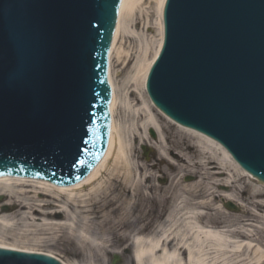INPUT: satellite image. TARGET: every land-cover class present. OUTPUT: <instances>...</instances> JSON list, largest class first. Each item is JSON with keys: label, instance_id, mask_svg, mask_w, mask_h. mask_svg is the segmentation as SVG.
<instances>
[{"label": "water", "instance_id": "95a60500", "mask_svg": "<svg viewBox=\"0 0 264 264\" xmlns=\"http://www.w3.org/2000/svg\"><path fill=\"white\" fill-rule=\"evenodd\" d=\"M120 2L0 0V175L79 190L108 163V53ZM164 12L150 98L264 182V0H167ZM0 264L59 263L0 251Z\"/></svg>", "mask_w": 264, "mask_h": 264}, {"label": "bare ground", "instance_id": "6f19581e", "mask_svg": "<svg viewBox=\"0 0 264 264\" xmlns=\"http://www.w3.org/2000/svg\"><path fill=\"white\" fill-rule=\"evenodd\" d=\"M149 1L156 5L157 39L150 42L146 34L139 36L137 62L132 66V75L125 79L121 88L115 81L118 72L116 70L115 73V60L121 72L127 70L133 57V36L137 33L133 26L143 22L145 17L144 25L146 29L150 27L151 15L149 12L144 14L142 8L144 0H124L118 33L110 53L112 71L109 82L114 96L110 115L114 145L108 163L91 184H84L79 190L61 188L40 180L2 179L0 196L8 199L2 206L18 209L16 214L25 216L29 227L41 226L45 236L59 234L73 238L77 244L87 248L91 258L100 261L108 249L132 237L130 264H264V245L258 240L257 230L264 232V184L259 181L255 184L250 196L253 202L247 223L238 222L221 228L217 221L212 223L210 219L216 208L210 196L220 198L217 209L224 214L231 213L222 207V201L245 208L246 204L229 191H211L205 186V181L209 178L214 185L239 190L246 177L251 179V176L238 166L219 142L177 125L156 110L148 99L145 84L150 66L162 45L165 0ZM154 45L157 46L155 49ZM155 111L177 127L181 135V143L174 145L181 156L178 164L166 163L168 170L173 172L181 166L183 171L193 172L197 182L182 186L184 183L181 180L173 178L168 187H160L154 193L153 188L147 185L152 184V177L145 175L144 178L147 165L134 166L138 158L136 142L148 145L142 131L145 133L150 129L160 138L166 131L157 125L159 118ZM119 114L123 116L121 123L117 119ZM163 140L168 145V137ZM122 172H126L127 179L121 181ZM34 194H40L44 199L37 200ZM140 199L157 205L168 204V208L158 209V223L154 227L133 226L139 216ZM34 216H39L43 224L35 223L39 218ZM255 220H261L260 226L252 224ZM2 227L0 224V232L4 233ZM0 249L57 258L41 250L20 248L4 242H0Z\"/></svg>", "mask_w": 264, "mask_h": 264}, {"label": "rangeland", "instance_id": "374dc122", "mask_svg": "<svg viewBox=\"0 0 264 264\" xmlns=\"http://www.w3.org/2000/svg\"><path fill=\"white\" fill-rule=\"evenodd\" d=\"M152 2V1H151ZM142 8L144 10V14L146 12H149L151 15L150 18V27L149 29L145 27V17L143 22H139L136 25L133 26V29L137 32L134 34L135 43L133 42L131 47L132 52V61L127 68V70L121 72L119 69L118 64L115 60V73L116 70L118 71L115 76L116 84H118L121 88L123 85L125 79L132 75L133 70L132 66L136 64L137 62V49L139 48L138 42H139V36L142 34H146L147 38L150 42L157 39V29L155 25V21L157 19L156 15V5L154 2L150 3L149 0H144L142 4ZM142 21V17H141ZM141 23V24H140ZM146 29V30H145ZM120 45V42H119ZM129 46V45H128ZM126 46V47H128ZM157 47L154 45V49ZM125 48V47H124ZM153 55V52L151 56ZM117 64V65H116ZM117 77V78H116ZM121 94H119V97ZM155 114L158 116L159 123L157 124L160 127H163L166 131L165 133L161 134V138L159 134L156 132L155 138L152 136V132L150 129L146 131L145 133L142 131L143 135H145L147 144L144 145V143H140L139 141L136 142V148L138 151V158L135 159L134 166L136 165H147V170L143 173L144 178L146 176H151V183L147 184L153 188V192H157L160 187L162 189L168 187L170 184L171 179L175 178L177 180H181L182 186L187 185V183H193L197 182V178L195 174L189 173L188 171H183L181 166L176 171H169L166 163L171 164H178V158H180L179 150L174 148V145H178L181 143L180 141V134L177 130V127L172 126L169 121L162 118L157 111H155ZM122 114L117 115V119H119L120 123L122 121V117H120ZM168 137V145L164 143V138ZM163 140L160 141L159 140ZM158 143H161L160 146ZM131 144H133L131 142ZM152 148H151V147ZM144 149H148L147 151L148 156L145 157L144 155ZM168 155V157H166ZM193 174V175H192ZM125 175V176H124ZM121 181L122 179L126 178V172H122L120 174ZM191 181H186V180ZM120 180H117L118 183H120ZM124 181V180H123ZM212 180L209 178L205 181V186L207 185L209 188H211V191H229L231 194L237 196L240 201H242L244 204H246V208L242 207V212L237 214H224L220 209H217L221 203L220 198L216 195L210 196L209 199L213 201L215 204L216 210L212 213L214 215L212 217L211 222L215 224H220V227H224L225 225H233L238 222L247 223V219L249 218L248 213L251 212L250 209L252 208L250 204L253 202V200L250 199V196L253 192V189L256 187V181H252L251 179L247 178L244 180V184H241L238 189L239 190H232L230 188H227L225 186H219L212 184ZM258 189V188H257ZM1 197V196H0ZM33 197L37 200H43L44 196L34 194ZM2 198V197H1ZM257 200V199H256ZM8 202V199L3 197L0 199V224L3 226L4 233L0 232V242H4L6 244L15 245L20 248H31V249H37L41 250L45 253H49L53 256H56L58 259L62 260L66 264H112L113 256L117 255L120 257V263L119 264H130V261L132 260V247L130 246L133 238H129L124 242H120L119 244H116V246L112 247L111 249H108L107 253L103 255V259L100 261L97 258H91L90 253L87 251V248L80 246L76 243V241L68 236H63L56 234L57 236L49 237L42 234L41 226L36 227H29V223L25 221V216H20V214H16L18 209L9 208L8 206H2V204ZM12 205V204H11ZM8 208V209H7ZM166 209L168 208V204H160L157 205L156 203H152L150 201L145 202L143 199H140L139 203V210L138 214L139 216L136 219V224L133 226H136L140 224L148 225L151 227H154L158 223V209ZM249 208V209H248ZM4 215V217H2ZM261 216H263V213H260ZM34 218H39V221L35 222L38 225L43 224V221L40 220L41 218L39 216H34ZM60 219V217H59ZM244 220V221H243ZM253 224H257L260 226L261 220H255ZM252 228V227H251ZM250 228V229H251ZM128 229L130 227L128 226ZM257 229V228H254ZM258 230V240L260 243L264 245V232L262 229ZM257 240V241H258ZM258 241V242H259Z\"/></svg>", "mask_w": 264, "mask_h": 264}]
</instances>
